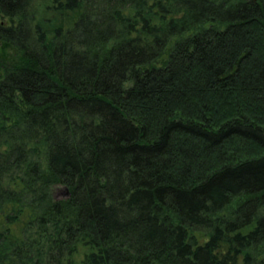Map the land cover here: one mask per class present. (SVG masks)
<instances>
[{"label": "trees", "instance_id": "trees-1", "mask_svg": "<svg viewBox=\"0 0 264 264\" xmlns=\"http://www.w3.org/2000/svg\"><path fill=\"white\" fill-rule=\"evenodd\" d=\"M0 41V264H264V0H0Z\"/></svg>", "mask_w": 264, "mask_h": 264}, {"label": "rangeland", "instance_id": "rangeland-1", "mask_svg": "<svg viewBox=\"0 0 264 264\" xmlns=\"http://www.w3.org/2000/svg\"><path fill=\"white\" fill-rule=\"evenodd\" d=\"M17 60V51L14 47L0 41V65H11ZM54 195L61 197L65 194L63 189L53 191Z\"/></svg>", "mask_w": 264, "mask_h": 264}, {"label": "water", "instance_id": "water-1", "mask_svg": "<svg viewBox=\"0 0 264 264\" xmlns=\"http://www.w3.org/2000/svg\"><path fill=\"white\" fill-rule=\"evenodd\" d=\"M65 194L67 195V191L65 190Z\"/></svg>", "mask_w": 264, "mask_h": 264}]
</instances>
